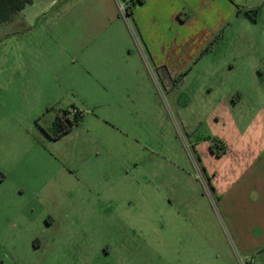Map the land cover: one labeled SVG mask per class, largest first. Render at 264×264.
Wrapping results in <instances>:
<instances>
[{
  "label": "rangeland",
  "instance_id": "rangeland-1",
  "mask_svg": "<svg viewBox=\"0 0 264 264\" xmlns=\"http://www.w3.org/2000/svg\"><path fill=\"white\" fill-rule=\"evenodd\" d=\"M52 1L0 30V264H204L197 245L217 228L197 180L208 133L197 95L184 90L188 109H176L157 74L156 89L143 76L110 85L79 44L122 30L76 23ZM74 111L71 132L53 140L57 117Z\"/></svg>",
  "mask_w": 264,
  "mask_h": 264
},
{
  "label": "crops",
  "instance_id": "crops-1",
  "mask_svg": "<svg viewBox=\"0 0 264 264\" xmlns=\"http://www.w3.org/2000/svg\"><path fill=\"white\" fill-rule=\"evenodd\" d=\"M64 3L76 23L89 19L91 28L117 24L122 30L97 47L89 39L79 44L90 53L83 62L96 74L112 86L148 77L155 89L157 74L176 109H188L181 92L196 94V123L207 129L205 137L227 145L221 157L212 154L207 138L196 145L203 163L197 179L203 204L217 228L203 234L198 260L264 264V0H144L131 19L121 16L119 0ZM26 8L12 22H24ZM91 48L101 49V55L93 56ZM192 77L200 79L195 89L187 88ZM179 229L189 246V233Z\"/></svg>",
  "mask_w": 264,
  "mask_h": 264
},
{
  "label": "trees",
  "instance_id": "trees-1",
  "mask_svg": "<svg viewBox=\"0 0 264 264\" xmlns=\"http://www.w3.org/2000/svg\"><path fill=\"white\" fill-rule=\"evenodd\" d=\"M35 0H0V26L8 23L13 20V18L18 15L22 10L26 8L28 5H32ZM144 0H131L127 3H125V16L128 19H131L133 16V11L137 4L143 3ZM259 10L252 11L253 14H256ZM207 48L206 50H208ZM205 50V51H206ZM182 80V79H180ZM76 120L78 121L80 118V113L76 111ZM62 118L60 116L57 117L55 123L52 126V130L56 132V134L52 137L53 140H58L61 137L65 136L71 131V128L73 127V123L69 125V127L62 129ZM210 150L217 156L221 157L223 156L226 151L227 147L226 145L218 140V139H212L210 143ZM198 160L200 161V157H198ZM202 168V166H201Z\"/></svg>",
  "mask_w": 264,
  "mask_h": 264
},
{
  "label": "flooded vegetation",
  "instance_id": "flooded-vegetation-1",
  "mask_svg": "<svg viewBox=\"0 0 264 264\" xmlns=\"http://www.w3.org/2000/svg\"><path fill=\"white\" fill-rule=\"evenodd\" d=\"M60 117L62 118V121H63L62 129L69 127V125L72 124L73 119L76 120V114L75 116H71V113L69 112H64Z\"/></svg>",
  "mask_w": 264,
  "mask_h": 264
},
{
  "label": "built area",
  "instance_id": "built-area-1",
  "mask_svg": "<svg viewBox=\"0 0 264 264\" xmlns=\"http://www.w3.org/2000/svg\"><path fill=\"white\" fill-rule=\"evenodd\" d=\"M122 10L124 11V13H125V9L124 8H122ZM75 112V111H74ZM251 262H253V260L251 261Z\"/></svg>",
  "mask_w": 264,
  "mask_h": 264
}]
</instances>
